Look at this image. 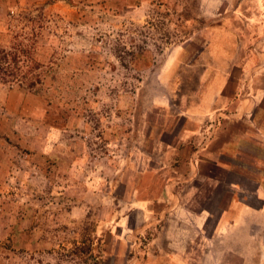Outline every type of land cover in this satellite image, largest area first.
Returning a JSON list of instances; mask_svg holds the SVG:
<instances>
[{"label":"rangeland","instance_id":"374dc122","mask_svg":"<svg viewBox=\"0 0 264 264\" xmlns=\"http://www.w3.org/2000/svg\"><path fill=\"white\" fill-rule=\"evenodd\" d=\"M261 8L0 0V49L19 46L37 79L0 82V264H143L156 229L143 231L132 206L137 173L166 160L180 108L220 60L212 48L225 33L252 44Z\"/></svg>","mask_w":264,"mask_h":264},{"label":"crops","instance_id":"0c3cea01","mask_svg":"<svg viewBox=\"0 0 264 264\" xmlns=\"http://www.w3.org/2000/svg\"><path fill=\"white\" fill-rule=\"evenodd\" d=\"M257 14L252 44L225 33L212 48L220 60L180 108L166 160L137 173L132 206L143 231L156 229L143 264H264V8Z\"/></svg>","mask_w":264,"mask_h":264},{"label":"trees","instance_id":"16d2710c","mask_svg":"<svg viewBox=\"0 0 264 264\" xmlns=\"http://www.w3.org/2000/svg\"><path fill=\"white\" fill-rule=\"evenodd\" d=\"M22 59L20 58L19 46H11L10 49H0V82L9 84H24L28 88L36 85L37 79L28 78L27 74L23 71ZM27 66V65H26ZM39 81V80H38Z\"/></svg>","mask_w":264,"mask_h":264}]
</instances>
